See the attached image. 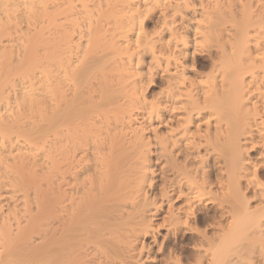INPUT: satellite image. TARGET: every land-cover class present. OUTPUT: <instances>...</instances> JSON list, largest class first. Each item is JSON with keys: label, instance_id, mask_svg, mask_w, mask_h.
Returning <instances> with one entry per match:
<instances>
[{"label": "bare ground", "instance_id": "6f19581e", "mask_svg": "<svg viewBox=\"0 0 264 264\" xmlns=\"http://www.w3.org/2000/svg\"><path fill=\"white\" fill-rule=\"evenodd\" d=\"M262 169L264 0H0V264H264Z\"/></svg>", "mask_w": 264, "mask_h": 264}, {"label": "rangeland", "instance_id": "374dc122", "mask_svg": "<svg viewBox=\"0 0 264 264\" xmlns=\"http://www.w3.org/2000/svg\"><path fill=\"white\" fill-rule=\"evenodd\" d=\"M151 28V27H150ZM206 58V55L204 56V54H202V55H200V56H198V58H197V60L199 61V63L201 62V63H203V64H205V61H204V59ZM206 60V59H205ZM204 61V62H203ZM200 67H198V69H199ZM202 69V68H201ZM201 69H199V70H201ZM204 70V69H203ZM159 80L157 79V80H155V82L154 83H152V84H150L149 85V88H148V90L149 91H147L148 93H149V98L151 99V97H152V100H153V98H156L155 96H157L158 94L157 93H159V89L160 88H162V84H161V81H159ZM157 82V83H156ZM156 94V95H155ZM13 107H15V106H13ZM12 107V110L10 109L9 110V113L7 112L6 114H8L7 116L8 117H10V116H13L14 114L12 113V115H11V112H16L15 111V109ZM13 109H14V111H13ZM10 115V116H9ZM256 154H255V153ZM248 156L250 157V158H252L253 160H255V159H257V157L256 156H258L257 155V151H255V150H253V152L252 151H250V152H248ZM264 169H262V171H261V173H263V175L262 176H264ZM36 189V188H35ZM38 189L40 190L41 189V187H38ZM38 189L35 191V192H37V194L39 195H37L36 196V194L34 193V191L33 192H31V193H34L35 194V197L36 198H38L37 200H38V202H37V204L35 203L36 201H35V199L36 198H34V195H33V197L31 196V194H29L28 195V197L26 198V199H28V201L27 200H25L23 203L24 204H27V205H25V206H23L24 204H20L18 207H19V209L17 208V210L18 211H20L22 214L25 212L27 215L29 214V212H31V208H34V205H35V208L37 207V206H39L38 204H40L41 202H42V200L45 198L46 199V197L44 196L45 194H44V191H42V193L44 194H42L41 192H40V194H39V192H38ZM48 189V188H47ZM46 189V187H44L43 186V189L42 190H47ZM41 191V190H40ZM49 192V191H48ZM48 192H46L45 191V193H48ZM42 194V195H41ZM40 195H41V197H40ZM43 196H44V198H43ZM40 198V199H39ZM42 198V199H41ZM29 199H32V200H29ZM39 200H41V202L39 201ZM30 201H31V203H30ZM44 201V200H43ZM26 202V203H25ZM27 202H29V204L27 203ZM40 202V203H39ZM45 203V202H44ZM44 203H42V204H44ZM34 204V205H33ZM37 205V206H36ZM176 205H177V203H176ZM211 205V206H210ZM214 207V205H212V204H209V205H207L206 207H207V209L205 208V209H203V210H201L200 212V215H199V217H202V218H204V217H206L207 216V218H208V220H206V221H210V222H212V221H215V222H218L217 221V215L216 214H214L215 213V211H213L214 209H213V207ZM25 207V208H24ZM34 208V209H35ZM23 209H25V210H23ZM26 209L29 211L28 213H27V211H26ZM17 210H15V215H16V217H20V215L21 214H18V211ZM33 210V209H32ZM207 210V211H206ZM23 211V212H22ZM203 211V212H202ZM205 211V212H204ZM46 213V212H45ZM45 213H43L41 216H43V215H45ZM47 213H49V210L47 211ZM206 213V214H205ZM209 214V215H208ZM202 215H204V216H202ZM49 216H50V214H49ZM47 214H46V217H45V219L43 220V219H40L41 221L40 222H36V223H38L39 225L41 224L42 225V229H43V232H44V230H46L45 229V225L46 226H48L49 227V225L48 224H46V223H50V222H48V221H50V219H51V217H49ZM216 216V217H215ZM21 217H22V221L23 220H25L26 218V216H24V214L23 215H21ZM210 217V218H209ZM216 218L215 220H214V218ZM43 218H44V216H43ZM213 218V220H211ZM210 219V220H209ZM20 220V219H19ZM20 220V222H22ZM43 220V221H42ZM11 222H13V221H11ZM24 222V221H23ZM22 222V223H23ZM42 222V223H41ZM158 223L160 222V219L157 221ZM199 223H197V224H195L196 226L198 225V224H200L199 225V227L198 228H200V231H203V227L205 228V225L204 224H202L204 221H202L201 220V218H199V221H198ZM44 224V225H43ZM36 225V224H35ZM41 225L40 226H38V225H36V226H34L35 227V229L37 230H35L34 232L35 233H39L38 231H42V229L40 228L39 230H38V228H36V227H41ZM193 225L194 224H192V227H193ZM194 225V227L193 228H195L196 226ZM203 225V226H202ZM196 227V228H197ZM197 228V229H198ZM202 229V230H201ZM34 230V229H33ZM199 230V229H198ZM41 231H40V234H42L41 233ZM162 231V232H161ZM32 233H33V231H32ZM211 233H212V231H211ZM36 234V235H37ZM159 234H160V236L161 237H159L158 238V241H162L161 240V238L163 237V241H162V243H163V245L165 246H163L164 247V253H163V255L162 256H160V258H162V259H166V258H170L171 260H172V262H173V260H176V259H178L179 258V260L180 259H182L181 260V262L180 263H182V264H191V262H193V264L195 263L194 262V256L196 255L195 253H194V250H192V243L191 242H194L195 240H197V236L195 235V234H185V235H182V234H180V232L179 233H177V234H169L168 236H169V238L167 237V235H165V232L163 231V230H160L159 231ZM162 234V235H161ZM164 234V235H163ZM179 234V235H178ZM209 234V233H208ZM35 235V234H34ZM39 235V234H38ZM176 235V236H175ZM193 235H195V236H193ZM164 236H166V237H164ZM38 236H36V238H37ZM195 237V238H194ZM168 238V239H167ZM165 239H167V240H165ZM186 239V240H185ZM40 240V239H39ZM167 242V243H165V241ZM190 240V241H189ZM41 241V240H40ZM189 241V242H188ZM37 242H39V241H37ZM177 242V243H176ZM148 243V245L151 243V240H149L148 239V242H147V240L145 241V244H147ZM169 245V246H168ZM171 245V246H170ZM167 247V248H166ZM168 249V251H169V249H171V251H169V253H167V254H169L168 256H167V254H166V252H168V251H166ZM224 252V254H226L228 251L226 250V251H223ZM226 252V253H225ZM175 254V255H174ZM180 254V255H179ZM194 254V258L192 257V255ZM223 254V253H222ZM183 256V257H182ZM159 257V256H158ZM173 257L174 258H176V259H173ZM181 257V258H180ZM167 260V259H166ZM193 260V261H192ZM183 261V262H182ZM186 261V262H185ZM172 262H170L169 264H171ZM146 264H150V263H146ZM157 264V263H156Z\"/></svg>", "mask_w": 264, "mask_h": 264}]
</instances>
